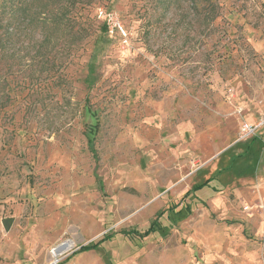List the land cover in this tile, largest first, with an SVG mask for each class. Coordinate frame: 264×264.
<instances>
[{
	"label": "rangeland",
	"instance_id": "374dc122",
	"mask_svg": "<svg viewBox=\"0 0 264 264\" xmlns=\"http://www.w3.org/2000/svg\"><path fill=\"white\" fill-rule=\"evenodd\" d=\"M193 1L0 29V264H264V0Z\"/></svg>",
	"mask_w": 264,
	"mask_h": 264
},
{
	"label": "trees",
	"instance_id": "16d2710c",
	"mask_svg": "<svg viewBox=\"0 0 264 264\" xmlns=\"http://www.w3.org/2000/svg\"><path fill=\"white\" fill-rule=\"evenodd\" d=\"M98 1L99 0H0V29H7V23H9V21L15 24L25 23L33 31L39 29L42 35V46L41 48L39 47V49L43 50L52 40L48 26L51 25L56 29H60L61 25L65 22L64 19L67 21L69 18L70 21L76 25L81 22L80 19L83 18L79 10L83 9L84 6L95 4ZM176 1L177 0H155V6L157 9L162 10V12H167L177 3ZM198 1L201 5L207 4L206 7H208V5H214V3H216L215 6L218 9L223 6L221 3L217 2V0H197V2ZM54 8L57 9V14L55 15L51 12ZM50 12L52 15H49ZM68 15L71 16L69 17ZM70 21L68 23L72 26ZM86 21L87 20L84 19L83 23ZM48 22L50 23L48 24ZM103 27L106 26L102 22L100 29L106 32ZM80 32L81 31L77 30L74 33V37L78 38V40L74 41V45H77L86 37L82 36L81 39ZM75 51H77V49ZM1 59L2 56L0 57V61ZM7 100V97L0 95V111L5 106ZM210 181L211 179L204 182V184L194 187L192 191L201 190L206 187Z\"/></svg>",
	"mask_w": 264,
	"mask_h": 264
},
{
	"label": "built area",
	"instance_id": "2783aa9c",
	"mask_svg": "<svg viewBox=\"0 0 264 264\" xmlns=\"http://www.w3.org/2000/svg\"><path fill=\"white\" fill-rule=\"evenodd\" d=\"M95 16L98 20L104 22L107 32L109 34L113 35L114 33H118V34L124 35V31L115 14L111 12H105L103 9L98 8L95 11ZM252 132H253L252 128L248 126H243L241 128V134H240L241 139H245Z\"/></svg>",
	"mask_w": 264,
	"mask_h": 264
},
{
	"label": "bare ground",
	"instance_id": "6f19581e",
	"mask_svg": "<svg viewBox=\"0 0 264 264\" xmlns=\"http://www.w3.org/2000/svg\"><path fill=\"white\" fill-rule=\"evenodd\" d=\"M68 249V245L67 244H62L59 247H57L56 249H54L51 253L55 256V255H60L62 254V252L66 251Z\"/></svg>",
	"mask_w": 264,
	"mask_h": 264
},
{
	"label": "water",
	"instance_id": "95a60500",
	"mask_svg": "<svg viewBox=\"0 0 264 264\" xmlns=\"http://www.w3.org/2000/svg\"><path fill=\"white\" fill-rule=\"evenodd\" d=\"M59 247V246H58Z\"/></svg>",
	"mask_w": 264,
	"mask_h": 264
}]
</instances>
